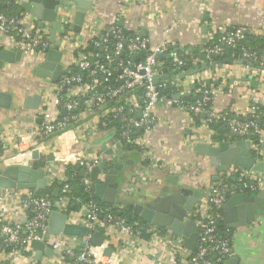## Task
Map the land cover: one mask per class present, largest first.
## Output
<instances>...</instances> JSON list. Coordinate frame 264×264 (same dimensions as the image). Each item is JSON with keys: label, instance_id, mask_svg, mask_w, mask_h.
Masks as SVG:
<instances>
[{"label": "built area", "instance_id": "2783aa9c", "mask_svg": "<svg viewBox=\"0 0 264 264\" xmlns=\"http://www.w3.org/2000/svg\"><path fill=\"white\" fill-rule=\"evenodd\" d=\"M173 1L175 0H160L165 7H160L158 16L163 12L165 14L166 8L170 7ZM209 1L188 0L191 6H206ZM68 7L75 9L76 5L72 0H60V11ZM148 9H144V12L146 13ZM22 13L8 15L0 12V48L15 49L24 56H34L37 53L45 56L50 45L49 33L39 27L30 14ZM180 22L179 16L173 17L165 30L166 33L176 28ZM72 26L73 21L65 16L57 20L55 47L62 52L63 58L69 55L70 61L69 64H63L64 73L59 81L53 84L54 101L50 105L53 109L48 110V107L44 109L42 111L44 120L40 127L18 134V141H24L25 138L35 139L37 136L43 139L52 136L60 138L65 132L74 131L80 118V111L88 105L103 109L99 112L101 120L109 113L113 118L119 119L120 137L125 138L126 143L139 148L151 162L157 163L158 158L148 152L146 137L158 125L157 117L152 113L154 104L164 102L167 105L182 107L193 117H198L201 124L209 129L212 122L219 120L225 122L229 135L248 140L251 149L256 153L257 160L264 161V153L261 150V145L264 143V122L261 124L260 120V108L264 109V100L253 102L250 111L246 114L237 107H231L227 111L216 110L212 106L215 95L210 81L215 79L218 72L215 68H211L182 79L176 77L173 80L175 91L181 95L191 92L192 83L200 84L195 88L194 101L185 104L181 101L182 97L176 100L160 93L158 87L163 86L162 83L156 85L152 83L154 78L161 75L177 76L188 70L190 59L187 57V51L180 44L166 36L160 43L150 44L149 39L141 36L139 32H134L130 38L124 39L118 28L110 26L100 40H94L93 45L96 49L104 51L107 47L106 36L111 34L116 38L112 54L96 52L88 55L81 51L87 44L78 42ZM212 28L214 36L202 45L199 55L193 62L191 61L192 63L212 62L216 57L223 56L228 48H238L242 58L264 65V48L257 49L242 43L246 35L255 32L264 37V23L260 28L244 24L232 27L214 24ZM91 36L96 38L98 35ZM124 53L125 59L120 58ZM135 54H139L138 59L134 58ZM159 55L167 56L168 60L163 61ZM117 57L114 62V58ZM73 64L77 65L78 72L73 71L71 67ZM247 66L254 75H258L259 79L264 77V71L251 64ZM88 68L91 69L87 75L89 80L84 79L80 72ZM95 74H99L100 78ZM204 80H210L209 84L205 85ZM138 88H142L143 92L137 93ZM109 101H116L119 104L105 108ZM62 111L65 113L63 114ZM137 112H140L139 117ZM51 114H56V119H52ZM138 130L142 131L141 135L129 137ZM195 139L212 143L208 136L192 137L191 141ZM6 142L7 138H0V166L17 160L18 154L1 158ZM120 145L122 144L119 141L114 142L111 160L115 159L116 150L121 147ZM57 150L59 151L58 168L69 163L82 166L86 175L82 177L81 182L84 190L89 194L91 190L87 173L97 163L77 154H70L72 158L68 159L61 154L60 149ZM159 165L177 175L187 166L163 161H160ZM60 172L52 175L54 178L48 179V186L53 182L59 185L56 197L36 194L30 190L16 192L15 189H0V192H14L18 202L14 215L0 214V238L4 245L10 247L12 254L28 257L26 264H38L35 260V250L30 247V242L34 239L45 242L57 257L71 258L70 261L60 259L57 264H121L116 260L114 262V258H117L115 251L109 256L103 254V249L109 246V239L118 234L122 239V248L136 252L140 250L137 245L143 237L142 230H144V254L156 264H225L226 259L232 256V249L228 238L221 236L218 231V225L223 221V205L231 194L264 189V173L252 169L234 168L231 165L220 172L215 180L200 185V200L188 213L198 229L196 248L190 252L184 247L181 238L174 236L168 228L159 229L157 226L146 224L140 229L109 208H103L91 196L87 198L72 196L68 178ZM229 178L235 179V182L228 184ZM5 194L0 195V198ZM75 205H78L77 210L72 208ZM52 211L63 213L69 223L87 228L88 233L79 238L78 245H81L79 251L75 250L77 240L75 237L61 233L53 235L48 232L47 222ZM95 231H101L105 236L101 246H93L90 242Z\"/></svg>", "mask_w": 264, "mask_h": 264}, {"label": "crops", "instance_id": "0c3cea01", "mask_svg": "<svg viewBox=\"0 0 264 264\" xmlns=\"http://www.w3.org/2000/svg\"><path fill=\"white\" fill-rule=\"evenodd\" d=\"M0 2H2L0 12L8 15L20 14L15 0H0ZM207 3L206 6H191L188 0H175L170 7L166 8L165 14L163 12L158 16L160 7H165L160 0H94L90 12L86 14L81 31L75 33V37L79 43L87 44L91 35H98L101 30H106L110 26L125 27L148 38L150 44H158L166 36L185 50L190 52L197 50L199 55L202 45L214 36L212 28L214 24L227 27L244 24L260 28L264 23V0H210ZM146 8L149 9L145 13ZM74 13L75 9L72 7L61 9L56 19L59 20L65 16L73 21ZM175 16H179L181 22L167 34L165 30ZM34 21L38 23L35 18ZM43 28L49 33L48 23H45ZM248 35L264 38L256 32ZM196 56V54L191 55L189 59L193 62ZM63 59L64 64H69V55ZM43 60L44 56L39 53L34 56L22 55L20 60L3 62L0 66V92L10 95L9 105H0V138H7L1 158L18 154L17 160L10 163H23L34 168H41L47 179L54 178L52 175H57L58 171H61V167L58 168L59 151L57 149H60L61 154L68 159L72 158L70 154L92 159L101 167L102 172L117 165L119 166L115 175V182L118 183L117 196L142 203L159 199L181 186L189 189L199 187L214 180L220 174L206 157L194 154L191 143V138L197 136H208L212 143H218L219 141L215 139L218 134L202 125L198 117H193L182 107L167 105L164 102L154 104L152 113L157 117L158 125L146 137L148 152L158 158L157 163L146 158L139 148H127L124 145L117 148V155L114 160H111L114 142L119 141L120 144L121 142L115 139V129L103 130L99 127L101 126L99 113L96 112V108L88 105L80 111V118L74 131H67L60 138L52 136L43 139L37 136L35 139L25 138L24 141H18V134L40 127L44 120L42 112L44 109L47 107L48 110L53 109L50 105L54 101L52 95L54 85L49 78L44 79L36 75V68ZM162 60L167 61V56ZM215 70L218 72L215 79L204 80L203 83L207 85L206 82L210 81L214 88L215 98L212 106L216 110L227 111L231 107H237L246 114L250 111L253 102L264 100V77L259 79L247 65L234 63L223 65L221 68L215 67ZM251 80L258 81L257 88L250 85ZM160 83L164 87L171 88L172 94L176 92L173 80L170 78ZM191 93L192 96L182 97L181 101L185 104L192 103L195 89L191 90ZM36 95L39 96L37 100H35ZM0 102L4 103V100L0 99ZM109 106L112 105L107 103L104 107ZM50 117L56 119V114H51ZM221 141L231 142L229 138L224 139V137ZM50 153L53 154L52 159L48 158ZM30 154L34 156L30 157ZM160 161L176 162L187 166L183 168L181 174L177 175L160 166ZM3 166L2 164L0 168ZM60 173L65 175L62 171ZM103 174H99V181H102ZM168 175H177L178 185L168 181ZM57 188L58 186L55 185L52 187V189ZM25 190L28 189L14 191L24 192ZM4 193L6 194L3 198H0V214L14 215L18 204L16 194L12 191H2L0 195ZM113 206L119 210V213L124 208L118 205ZM77 207L78 205L72 206L75 210ZM224 225L226 226L225 223ZM141 228H144V224ZM226 229L232 249V256L226 259V264H264V210L257 211L255 220L250 224L231 230L226 226ZM75 238L77 239L75 250L79 251L80 237ZM109 246L116 252L117 258H114V262L116 260L121 264H156L144 254V234L137 245L139 251L124 250L122 239L118 234L109 239ZM64 257H57L54 253L52 255L44 253L41 260L36 258L35 260L38 264H57L60 259L64 260ZM26 263H28V257L12 254L10 247L4 245L0 238V264Z\"/></svg>", "mask_w": 264, "mask_h": 264}, {"label": "water", "instance_id": "95a60500", "mask_svg": "<svg viewBox=\"0 0 264 264\" xmlns=\"http://www.w3.org/2000/svg\"><path fill=\"white\" fill-rule=\"evenodd\" d=\"M18 6V12H26L34 17L43 28L45 23L50 26L49 48L44 56V60L38 64L36 75L41 78H49L51 83L59 81L60 76L64 73L63 54L56 49V32H57V15L60 11V0H15ZM76 7L73 17L72 31L79 33L85 22L87 11L92 7L94 0H72ZM121 22V21H120ZM121 24V23H120ZM143 31V28H142ZM144 35V34H143ZM21 52L15 49L0 48V66L3 62H14L21 58ZM159 55V58H164ZM135 59L139 58V54L134 55ZM253 65L264 71V65L258 62H251L245 58L236 59L232 56L224 57L212 62H201L195 64L186 72L179 73L177 76L173 74H164L153 79V84L164 82L167 78L171 80L184 78L185 76L211 68H221L223 65L232 64ZM209 84V81L206 82ZM197 83H192L190 89L194 90ZM250 85L257 88L258 82L251 80ZM192 96V93L180 94L178 92L171 95L173 99ZM35 100L39 96H35ZM196 96H193L195 99ZM1 106H8L10 95L6 92H0ZM64 114L65 111H62ZM140 116V112H137ZM192 143V151L195 155L206 157L210 164L217 168L218 173L231 165L234 168L243 170H255L264 173V161L257 160L256 153L251 149L250 142L244 139H235L234 141H220L218 143H208L204 140H194ZM264 153V143L261 145ZM34 154H32V157ZM49 159L53 158V154H49ZM119 166L101 171V167L94 165L88 172L90 180V190L93 196L105 204L118 205L122 207H131L132 215L140 218L145 223L171 230L174 236L181 238L184 247L193 252L196 248L198 229L194 220L189 218L188 213L193 210L194 206L199 202L201 191L199 187L192 189L179 187L176 191L166 193L164 196L155 199L152 202H138L133 199L117 196L118 183L115 182V175ZM103 174L102 181H99V174ZM81 177L86 174L83 170L79 172ZM177 175H168L167 180L175 185L177 184ZM216 178H214L215 180ZM48 186V179L44 175V170L34 168L30 165L10 163L0 168V189H28L40 191ZM58 189L52 190V196L56 197ZM264 210V189L258 191L237 192L229 195L226 203L222 207L223 221L229 230L250 224L255 220L256 212ZM121 213V211H120ZM48 232L53 235L64 234L70 237H82L88 233L87 228L82 225H76L67 222L63 213L52 211L49 214L47 222ZM105 236L101 231L92 233L90 242L93 246H101ZM30 247L35 250V258L41 260L43 254L52 255L53 250L40 240H32ZM114 251L113 247L106 246L103 254L109 256Z\"/></svg>", "mask_w": 264, "mask_h": 264}, {"label": "trees", "instance_id": "16d2710c", "mask_svg": "<svg viewBox=\"0 0 264 264\" xmlns=\"http://www.w3.org/2000/svg\"><path fill=\"white\" fill-rule=\"evenodd\" d=\"M2 5V2H0V7ZM120 30V33L122 34V36L124 37V39H128L132 36V34L134 33V30L129 29V28H125V27H120L118 28ZM107 32V29L105 30H101V32L98 34V36L96 38H94L93 36H91L88 39L87 45L81 49L82 52L87 53L88 55H93L94 53L98 52V53H108V54H112L113 50H114V44L116 43V38L113 37L111 34H108L107 37V43H106V49L104 51H100L99 49H96L95 46L93 45L94 40H100L102 37V35H105ZM243 44L245 45H249L252 47H255L257 49H262L264 48V38H257L255 36L252 35H246L245 38L243 39ZM188 51V50H186ZM188 56L190 57L191 55H198L197 50H193V51H188ZM228 56H232L236 59L241 58L240 54H239V49L238 48H228L225 53L223 54V56H219L216 57L215 60L224 58V57H228ZM120 58L125 59V53L123 56H121ZM118 59L114 58V62ZM112 65V64H111ZM194 65L191 62V60H188V65H187V69L192 68ZM73 71L78 72L79 69L77 66H75V64H73L72 66ZM91 71L90 68L86 69V70H81V74L83 75L84 79L89 80V78H87V75L89 74V72ZM96 77L100 78L99 74H95ZM200 86L199 83H197L196 88H198ZM158 90L160 93L165 94L167 96H171L172 95V89L169 87H164V86H159ZM100 92H102L101 88H100ZM143 92L142 88H138L137 93H141ZM187 98V97H186ZM109 105L112 106H116L117 104H119L116 101H109L108 103ZM96 112H100L101 108H97ZM260 120H261V124L264 122V109L260 108ZM104 122V124H103ZM100 125L99 127H101V129H105L107 130L108 128H113L115 129V139H119L121 144L124 145L127 148H134L136 147L133 144H128L126 143L125 138H121L119 135V126H120V121L117 118H113L112 115L109 113L108 116L106 118H103L100 121ZM210 128L215 131L218 135H216L217 137L215 138L217 141H221L222 138L224 137V139H230V141H233L235 139H238L239 137L233 136V135H229L228 129L226 127L225 122L219 120L217 122H212L210 125ZM141 130H138L137 132H133L132 134H130V138L132 137H136L141 135ZM220 133V134H219ZM61 171L65 173V175L68 178V182L70 183V194L72 196H80V197H89L91 196L94 200H96L103 208H109L110 211H112L113 213H116L118 215H121L122 217H124L129 223L134 224L135 226L139 227L141 229V226L144 224L145 222L143 220H141L140 218L132 215L131 213V207H124L121 210V213H119V210L117 208H114L113 205L110 204H105L103 202H101L100 200L96 199L93 195L92 192L90 191V195L84 190V186L81 182L82 177L79 175L80 170H82V166L79 164H66V165H61ZM228 184L235 182V179L233 178H229L227 179ZM59 186L56 182H53V184L51 185V187H46L43 190L37 191L36 194H40V195H49L50 197L52 196V187L53 186ZM159 229H163L161 227H158ZM218 231L219 234L221 236L227 237L229 242H230V238L228 236V231L226 229V226L224 225L223 221H221L218 225ZM144 234V230H142V235ZM64 260H69V256H65L63 258ZM226 264V263H225Z\"/></svg>", "mask_w": 264, "mask_h": 264}, {"label": "rangeland", "instance_id": "374dc122", "mask_svg": "<svg viewBox=\"0 0 264 264\" xmlns=\"http://www.w3.org/2000/svg\"><path fill=\"white\" fill-rule=\"evenodd\" d=\"M212 69H214V68H212Z\"/></svg>", "mask_w": 264, "mask_h": 264}]
</instances>
